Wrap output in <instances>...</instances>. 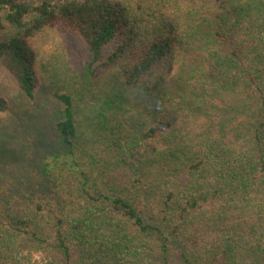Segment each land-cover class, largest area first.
Segmentation results:
<instances>
[{"label": "trees", "instance_id": "1", "mask_svg": "<svg viewBox=\"0 0 264 264\" xmlns=\"http://www.w3.org/2000/svg\"><path fill=\"white\" fill-rule=\"evenodd\" d=\"M55 26L122 84L84 124L53 94L60 150L25 160L35 211L0 190V264H264V0H0V62L29 99V39ZM131 88L147 124L120 118Z\"/></svg>", "mask_w": 264, "mask_h": 264}, {"label": "rangeland", "instance_id": "2", "mask_svg": "<svg viewBox=\"0 0 264 264\" xmlns=\"http://www.w3.org/2000/svg\"><path fill=\"white\" fill-rule=\"evenodd\" d=\"M29 44L33 51L30 62L39 83L34 98L29 99L24 95L14 75L0 62V96L7 102V108L0 111V190L8 188L20 196L27 211L30 208L35 211L36 200L31 198L36 192L31 183L39 177L35 176V170L31 172L28 187L29 178H26L23 165L27 164L25 160L29 157L44 159L45 151L41 150H60L55 122L62 118L64 105L53 94H69L72 97L74 117L84 124L91 118H98L96 108L100 107L106 115L111 113V110L108 111L107 107L100 104L108 94L118 90L122 80L116 68L99 69L96 72L90 67L86 68L90 60L89 48L80 36L68 28L45 27L29 39ZM127 97L124 110L121 111V120L127 126L132 123L139 126L141 120L149 123V105L139 100L141 96L138 90L131 88ZM88 169V165H85V171ZM74 178L78 183L82 176ZM46 193L47 197L54 200L55 196H62L66 207L70 206L69 198L60 189L56 193L49 186ZM72 194L75 193L72 191ZM47 217L49 220L46 224L51 225L53 218L51 215ZM49 237L55 238L54 234H49ZM23 254L27 257L25 252ZM25 260L23 258V262ZM31 262L59 264V256L52 250L41 249L32 253Z\"/></svg>", "mask_w": 264, "mask_h": 264}]
</instances>
